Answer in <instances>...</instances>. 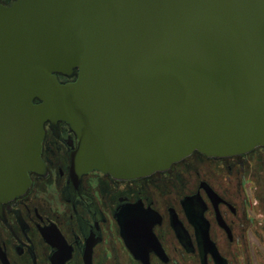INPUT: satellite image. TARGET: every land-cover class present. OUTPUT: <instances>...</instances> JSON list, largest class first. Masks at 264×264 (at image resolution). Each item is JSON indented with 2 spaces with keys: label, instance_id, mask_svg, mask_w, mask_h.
<instances>
[{
  "label": "water",
  "instance_id": "1",
  "mask_svg": "<svg viewBox=\"0 0 264 264\" xmlns=\"http://www.w3.org/2000/svg\"><path fill=\"white\" fill-rule=\"evenodd\" d=\"M46 118L76 131L78 174L264 145V0L0 3V202L40 166Z\"/></svg>",
  "mask_w": 264,
  "mask_h": 264
},
{
  "label": "flooded vegetation",
  "instance_id": "2",
  "mask_svg": "<svg viewBox=\"0 0 264 264\" xmlns=\"http://www.w3.org/2000/svg\"><path fill=\"white\" fill-rule=\"evenodd\" d=\"M57 76L64 82L76 72ZM43 129L29 185L0 202V264H240L259 216L246 184L264 145L223 157L193 151L166 170L119 179L73 169L78 136L68 121L46 118ZM187 161L189 188L159 192Z\"/></svg>",
  "mask_w": 264,
  "mask_h": 264
},
{
  "label": "rangeland",
  "instance_id": "3",
  "mask_svg": "<svg viewBox=\"0 0 264 264\" xmlns=\"http://www.w3.org/2000/svg\"><path fill=\"white\" fill-rule=\"evenodd\" d=\"M261 159H259L260 161L257 164L260 166L259 169L253 170L254 173L252 172L253 174H251L252 182L246 184L247 193L252 197L253 204L256 207L255 210L259 216L257 225L253 226V230L246 234L247 247L239 250L242 251L240 254V264H264V165L262 163L264 160L263 158ZM199 162L202 161L199 160ZM185 163L184 169L179 170L175 168L171 173L173 177L164 179L156 187L159 192L168 194L170 188L173 194L175 191L183 192L189 188L194 169H191L188 161ZM212 176L213 180H215V173ZM230 187L232 188V184ZM230 251L232 252L233 250ZM114 263L119 264V262Z\"/></svg>",
  "mask_w": 264,
  "mask_h": 264
}]
</instances>
